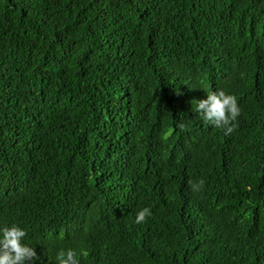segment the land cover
<instances>
[{
    "label": "trees",
    "instance_id": "16d2710c",
    "mask_svg": "<svg viewBox=\"0 0 264 264\" xmlns=\"http://www.w3.org/2000/svg\"><path fill=\"white\" fill-rule=\"evenodd\" d=\"M217 90L229 135L195 110ZM13 223L32 264H264V0H0Z\"/></svg>",
    "mask_w": 264,
    "mask_h": 264
},
{
    "label": "clouds",
    "instance_id": "9594fccd",
    "mask_svg": "<svg viewBox=\"0 0 264 264\" xmlns=\"http://www.w3.org/2000/svg\"><path fill=\"white\" fill-rule=\"evenodd\" d=\"M198 116L217 128H223L224 135L231 134L240 108L234 95L223 90L206 94V98L195 102ZM200 184L203 182L200 181ZM151 216L147 207L136 212V223H142ZM25 230L17 224L0 225V264H32L36 257L34 249L24 242ZM58 264H79L78 255L72 249L61 251L57 255Z\"/></svg>",
    "mask_w": 264,
    "mask_h": 264
}]
</instances>
